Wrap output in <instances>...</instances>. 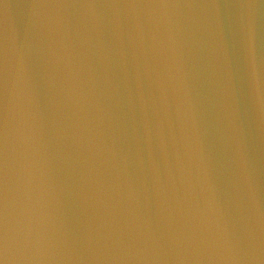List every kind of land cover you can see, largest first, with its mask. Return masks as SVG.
Here are the masks:
<instances>
[{"label":"water","instance_id":"1","mask_svg":"<svg viewBox=\"0 0 264 264\" xmlns=\"http://www.w3.org/2000/svg\"><path fill=\"white\" fill-rule=\"evenodd\" d=\"M0 264H264V0H0Z\"/></svg>","mask_w":264,"mask_h":264}]
</instances>
